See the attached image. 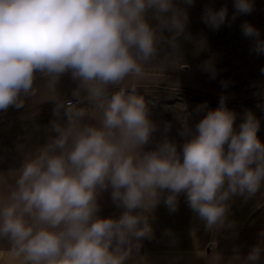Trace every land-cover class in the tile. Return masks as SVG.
<instances>
[{
  "label": "clouds",
  "instance_id": "9594fccd",
  "mask_svg": "<svg viewBox=\"0 0 264 264\" xmlns=\"http://www.w3.org/2000/svg\"><path fill=\"white\" fill-rule=\"evenodd\" d=\"M194 4L0 0V112L24 108L41 79L54 103V135L23 154L18 168L0 172V243L19 264H127L141 241L152 238L150 217L161 198L175 212L185 194L188 207L212 230L231 226L226 213L232 197L264 195L260 121L249 110L234 128L236 114L224 95L195 132L185 124L180 135L190 139L182 151L166 137L146 150L157 126L137 90L151 66L168 67L181 54ZM234 8L232 21L251 13L253 0H234ZM201 19L218 30L228 21L227 6L206 4ZM241 31L254 41L252 51L264 54L259 29L245 21ZM185 66L183 61L180 68ZM203 71L213 80L218 74L212 59ZM65 74L76 85L72 99L58 90ZM84 102L98 118L80 106ZM109 188L123 209L118 218L99 215L98 197ZM258 236L247 256L234 255L232 264H259L264 231ZM134 264H145L144 257Z\"/></svg>",
  "mask_w": 264,
  "mask_h": 264
},
{
  "label": "rangeland",
  "instance_id": "374dc122",
  "mask_svg": "<svg viewBox=\"0 0 264 264\" xmlns=\"http://www.w3.org/2000/svg\"><path fill=\"white\" fill-rule=\"evenodd\" d=\"M182 6V0H174ZM212 4L216 9L227 6L228 21L218 30L210 29L201 19L204 6ZM254 9L250 14L239 15L234 21V0H195L194 7L188 9L189 24L186 39L182 41V52L174 57L168 67L159 65L148 69V78L141 82L137 92L143 95L150 110V119L156 124L161 139L182 141L180 132L187 125L195 132V126L208 110L220 107V97L226 96L225 106L236 114L234 124L239 127L244 113L251 111L260 121L258 138L264 143V54L252 51L254 41L242 35L241 25L248 23L259 29L264 39V0H253ZM164 35L170 33L165 29ZM212 59L217 69L216 79H210L203 71L205 61ZM186 67L180 68L182 62ZM221 80L229 82L227 88L221 86ZM37 93L26 99L25 107L19 110L10 107L0 112V172L18 168L23 154L44 145L54 133L50 131V122L55 118L54 103L47 101L50 92L44 80L36 83ZM75 83L69 74H65L58 84L62 97L71 99ZM46 101V102H45ZM206 105L200 111L198 106ZM89 110L93 118L99 112L88 102L80 105ZM89 122H94L86 117ZM170 130L165 132V124ZM149 145V144H148ZM146 146V149L148 148ZM101 205L99 214L117 207L111 199V189L104 190L98 197ZM238 247L225 246L222 260L232 261L234 255L241 258L244 253V233L237 239ZM235 251H237L235 253Z\"/></svg>",
  "mask_w": 264,
  "mask_h": 264
},
{
  "label": "crops",
  "instance_id": "0c3cea01",
  "mask_svg": "<svg viewBox=\"0 0 264 264\" xmlns=\"http://www.w3.org/2000/svg\"><path fill=\"white\" fill-rule=\"evenodd\" d=\"M234 128L238 129V126L234 124ZM156 138L152 139L146 150L154 149L163 140L159 135ZM187 139L190 137L180 142L169 140L176 143L178 151H182ZM228 205L226 216L232 222L231 226L226 223L209 230L188 207L185 194L178 196L175 212H169L161 198L150 217L152 238L141 241L139 251L133 252L127 264H134L141 257H144L145 264H232L231 260H222V249L225 246L238 247L237 239L242 233L246 257L252 247L259 243L258 233L264 231V195L258 193L247 201L242 196H234ZM113 209L99 215L118 218L123 209L117 207L116 212ZM0 264H19L9 255L6 243H0ZM259 264H264V251Z\"/></svg>",
  "mask_w": 264,
  "mask_h": 264
},
{
  "label": "water",
  "instance_id": "95a60500",
  "mask_svg": "<svg viewBox=\"0 0 264 264\" xmlns=\"http://www.w3.org/2000/svg\"><path fill=\"white\" fill-rule=\"evenodd\" d=\"M185 67H186V66H185ZM185 67H184V68H185Z\"/></svg>",
  "mask_w": 264,
  "mask_h": 264
},
{
  "label": "built area",
  "instance_id": "2783aa9c",
  "mask_svg": "<svg viewBox=\"0 0 264 264\" xmlns=\"http://www.w3.org/2000/svg\"><path fill=\"white\" fill-rule=\"evenodd\" d=\"M72 99V98H71Z\"/></svg>",
  "mask_w": 264,
  "mask_h": 264
}]
</instances>
